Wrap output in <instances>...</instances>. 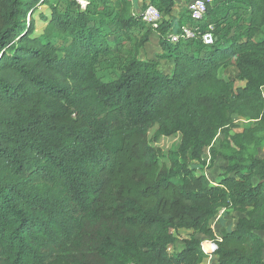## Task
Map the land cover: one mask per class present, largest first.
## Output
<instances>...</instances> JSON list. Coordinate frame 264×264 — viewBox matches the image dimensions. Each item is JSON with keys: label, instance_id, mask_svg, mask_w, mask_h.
Segmentation results:
<instances>
[{"label": "trees", "instance_id": "16d2710c", "mask_svg": "<svg viewBox=\"0 0 264 264\" xmlns=\"http://www.w3.org/2000/svg\"><path fill=\"white\" fill-rule=\"evenodd\" d=\"M147 4L156 27L133 0H0V264H204L199 235L215 264H264V0H206L202 20ZM153 32L168 72L140 57ZM207 148L217 182L191 167ZM224 208L243 216L218 236Z\"/></svg>", "mask_w": 264, "mask_h": 264}, {"label": "rangeland", "instance_id": "374dc122", "mask_svg": "<svg viewBox=\"0 0 264 264\" xmlns=\"http://www.w3.org/2000/svg\"><path fill=\"white\" fill-rule=\"evenodd\" d=\"M188 1L189 0H175L173 15L176 16L178 12L184 14L185 12L183 11L186 10ZM142 4H143V0H133V5L131 9L132 12L136 14L142 13L143 12ZM40 14L48 15L49 14L48 6L41 4L37 7L36 11L33 13V17L35 19V28H36L35 34H39L46 23L45 20L42 19ZM235 33L238 34L239 31L238 32L236 31ZM233 34L234 33H232L231 35ZM165 52L166 51H164V49L160 45L158 34L156 32H153L150 37V40L145 44V46L141 50L140 57L142 59H150V60L158 61L159 68L164 72H168L172 66V62L171 60L162 58V54H165ZM110 69L111 67L108 65H105L102 68V70H104L105 72H108ZM218 75L225 79H235L236 69L233 65L224 66L219 69ZM244 83H245L244 81L235 79L236 86H243ZM263 93H264V87H263ZM234 120L237 125V127L233 129L234 132L241 131L248 124V122L245 119L238 117L236 115L234 116ZM226 143L227 140L224 138L223 134L221 133L218 134L212 142V144L216 147H221L222 144H226ZM257 156L264 157V145H260L257 148ZM224 165H225V160L222 157H217L215 161L212 162L209 148H207L202 155L201 161L200 160L193 161L191 167L197 174H205L212 182H217L222 177V174L224 172L222 168H224ZM242 216L243 214L241 212H237L229 208L220 209L218 214L212 219L211 226L215 234L219 236L222 230H230L231 228H233L237 223L238 219ZM190 233L191 231L186 229H179L177 231H174V234L180 237H186ZM258 234H260L264 240V231L259 232ZM198 237L201 238L202 240L212 241V239L204 235H199ZM180 246H181V242L178 241L176 243L175 250L179 249ZM168 250L172 252L174 248L169 247ZM203 263L215 264V257L205 256L203 259Z\"/></svg>", "mask_w": 264, "mask_h": 264}, {"label": "built area", "instance_id": "2783aa9c", "mask_svg": "<svg viewBox=\"0 0 264 264\" xmlns=\"http://www.w3.org/2000/svg\"><path fill=\"white\" fill-rule=\"evenodd\" d=\"M77 1L82 7H85L88 0ZM187 8L193 20H202L206 10V0H190L187 4ZM142 18L146 22L156 27L158 24V20L160 19V14L153 5L147 4V6L143 9ZM197 29L198 27H193L190 24H184L181 26V32H169L168 37L172 41H177L179 37H193ZM211 29L212 27L210 26L209 30L201 33V38L206 44L212 43L214 40V34ZM215 248L216 244L214 243V241L203 240L201 242V250L207 256H211Z\"/></svg>", "mask_w": 264, "mask_h": 264}, {"label": "water", "instance_id": "95a60500", "mask_svg": "<svg viewBox=\"0 0 264 264\" xmlns=\"http://www.w3.org/2000/svg\"><path fill=\"white\" fill-rule=\"evenodd\" d=\"M232 32H233V30H232Z\"/></svg>", "mask_w": 264, "mask_h": 264}, {"label": "crops", "instance_id": "0c3cea01", "mask_svg": "<svg viewBox=\"0 0 264 264\" xmlns=\"http://www.w3.org/2000/svg\"><path fill=\"white\" fill-rule=\"evenodd\" d=\"M177 6V5H176Z\"/></svg>", "mask_w": 264, "mask_h": 264}]
</instances>
